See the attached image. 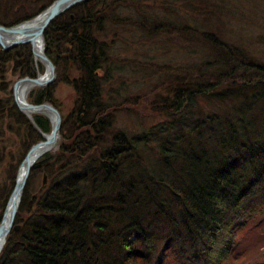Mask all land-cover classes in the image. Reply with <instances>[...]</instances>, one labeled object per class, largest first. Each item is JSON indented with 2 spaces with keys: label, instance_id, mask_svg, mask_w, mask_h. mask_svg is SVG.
Instances as JSON below:
<instances>
[{
  "label": "trees",
  "instance_id": "16d2710c",
  "mask_svg": "<svg viewBox=\"0 0 264 264\" xmlns=\"http://www.w3.org/2000/svg\"><path fill=\"white\" fill-rule=\"evenodd\" d=\"M262 15L264 0H87L54 19L46 55L73 104L29 173L0 264H264ZM120 48L144 54L140 85L123 79ZM43 70L29 45L0 47V84ZM11 80L0 127L23 147L0 156V219L40 140ZM55 86L28 101L55 105Z\"/></svg>",
  "mask_w": 264,
  "mask_h": 264
},
{
  "label": "water",
  "instance_id": "95a60500",
  "mask_svg": "<svg viewBox=\"0 0 264 264\" xmlns=\"http://www.w3.org/2000/svg\"><path fill=\"white\" fill-rule=\"evenodd\" d=\"M85 1L87 0H55L45 10L28 21H24L12 27L0 25V47L3 50L18 45L28 44L31 48L33 58L38 60L44 67V73L42 75L37 74L35 78H20L14 83L13 97L17 108L25 114L32 123V114H41L47 117L51 124L50 133H40L43 140L29 148L17 168L13 188L8 196L0 219V251L9 232L12 229L16 230L18 228L14 220L28 175L33 165L40 157L55 149L61 126V115L57 109L48 103L39 105L28 103L25 96L19 95V88L22 85H30L29 87L32 89L35 87L43 88L54 81L56 76L55 66L45 53L44 31L55 18ZM39 43L41 44L40 46ZM46 181L47 178L44 174L43 184H45Z\"/></svg>",
  "mask_w": 264,
  "mask_h": 264
},
{
  "label": "rangeland",
  "instance_id": "374dc122",
  "mask_svg": "<svg viewBox=\"0 0 264 264\" xmlns=\"http://www.w3.org/2000/svg\"><path fill=\"white\" fill-rule=\"evenodd\" d=\"M53 1H55V0H53ZM50 4H51L50 0L49 1L47 0V2L43 1V2H40L38 4H35L34 6L27 5L24 7V9H20L19 10L20 12L11 16V18L2 19L0 17V25L9 27L12 25H17V24L23 23L24 20L32 18L37 13H39L40 11L45 10ZM16 18H17V21H15ZM251 21L253 23H257V24L259 22L258 25H260V26L263 25V34H264V15L258 16L257 18L252 17ZM44 33H45V31H44ZM257 33L260 34V29H258ZM43 38H44V35H43ZM121 49L122 48H120L116 52V57L118 58V60H120V62L130 65V66H124V68L122 69V73H126V77H124L123 79L124 80H130V82L135 83V85L136 84L140 85V83H137L136 80H140L143 76V73L140 71V68H143V66H141V65H143L144 63H147L146 59L143 58L144 54L141 52V49H139L137 51V50L129 48L128 51H124L120 55L119 51ZM55 73H56V78H55L54 82H52V84L56 85L55 91H53L54 94L52 96V100L55 103V105H53V106H55V108L60 113L64 114V113L68 112L70 110V108L72 107L73 95H72L71 89L68 86L57 85L59 83L58 76H60L61 74L57 73L56 68H55ZM10 80L11 79H9V80L7 79L5 83L2 82L0 84V87H3L5 85L7 86V84L9 83ZM16 80L17 79H15V78L13 80H11L10 87H9L10 90H11L12 84ZM141 92L142 93L139 95V97H141L142 94L146 91H145V89H143ZM129 93H134V92L129 91L126 94H129ZM4 99H5V95H4V93H1L0 94V100L3 101ZM4 132H5V129L3 127H0V156H1V159L4 158L3 156H4V152H5L6 148H8L7 151H10V149H13V150L16 149L18 154L15 156V158H17L18 155L20 156V154H22L21 148L23 147V143L21 145L15 144L13 137L11 135H9V133H6L4 135ZM2 164H3V161L0 160V167H2ZM0 173H1V168H0ZM40 181H41V177H39L36 180V184H39Z\"/></svg>",
  "mask_w": 264,
  "mask_h": 264
},
{
  "label": "flooded vegetation",
  "instance_id": "af4514ba",
  "mask_svg": "<svg viewBox=\"0 0 264 264\" xmlns=\"http://www.w3.org/2000/svg\"><path fill=\"white\" fill-rule=\"evenodd\" d=\"M43 1L47 2V0H0V17L2 19L11 18V16L20 12V9H24L25 6H34ZM50 2L52 3L53 0H50ZM17 18L15 21H17Z\"/></svg>",
  "mask_w": 264,
  "mask_h": 264
},
{
  "label": "bare ground",
  "instance_id": "6f19581e",
  "mask_svg": "<svg viewBox=\"0 0 264 264\" xmlns=\"http://www.w3.org/2000/svg\"><path fill=\"white\" fill-rule=\"evenodd\" d=\"M41 44L39 43V46ZM30 85H22L20 88H19V95L20 96H25L27 97L28 93L32 90V88L29 87Z\"/></svg>",
  "mask_w": 264,
  "mask_h": 264
}]
</instances>
